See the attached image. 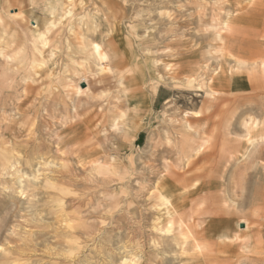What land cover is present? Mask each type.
<instances>
[{"label": "rangeland", "instance_id": "rangeland-1", "mask_svg": "<svg viewBox=\"0 0 264 264\" xmlns=\"http://www.w3.org/2000/svg\"><path fill=\"white\" fill-rule=\"evenodd\" d=\"M261 206L264 0H0V264H264Z\"/></svg>", "mask_w": 264, "mask_h": 264}, {"label": "bare ground", "instance_id": "bare-ground-1", "mask_svg": "<svg viewBox=\"0 0 264 264\" xmlns=\"http://www.w3.org/2000/svg\"><path fill=\"white\" fill-rule=\"evenodd\" d=\"M240 15V14H239ZM237 54V53H236ZM244 55V54H243ZM242 55V56H243ZM92 56V57H91ZM89 55V57L90 58H92V60H94L95 61V57L93 56V55ZM87 60H88V58H87ZM190 61V60H189ZM189 63V62H188ZM225 63H226V61H225ZM236 63V62H235ZM194 64L195 65H198V67H197V69L196 68H193V69H189V70H184V71H175L173 74H172V76H173V78H175V77H177V75L178 74H185L184 76L185 77H187V76H198V74L196 75V72H198L199 70H205V71H203V73L199 76V78H200V81L202 82L200 85H199V88H201L202 90H203V93H204V97H205V100H204V102H202V107H204L205 109H207V108H210L212 105V103L209 101L210 100V98H209V95L210 94H212L213 93V91H225L224 90V88H227L228 86H229V83L227 82V81H229V80H227V79H225V68L224 67H220L219 66V68L217 69L218 71H216V74H217V76H215V77H208L207 76V71L209 70V66L207 65V63H206V60H202L201 58L200 59H196V60H193L192 62H191V65L192 66H194ZM218 65H219V63H218ZM226 65V64H225ZM236 65H239V66H241V62L240 63H238V64H236ZM120 66H121V64H120ZM188 67V66H187ZM218 67V66H217ZM183 68H184V66H183ZM238 70V69H237ZM227 77V76H226ZM126 80V79H125ZM124 81V80H123ZM130 82L128 81V84H129ZM144 83V82H143ZM137 85H138V87H139V83L138 82H135V83H130V86H132V87H136L137 88ZM82 88H84V85H83V87ZM156 87H153V90L155 89ZM215 91V92H216ZM140 94L141 95H145V94H147L146 92H144L143 90L142 91H140ZM131 96H133V94L131 93L130 94ZM129 95V96H130ZM134 96H135V94H134ZM135 98V97H134ZM186 116H187V114H186ZM197 116V115H196ZM209 115H207V117H208ZM189 125V124H188ZM173 130H175V132H176V134H177V137H178V141H176V143H175V148L176 149H178V152H179V154H181L182 156H187V155H189V154H191V152H194L195 150H197V145L199 144V137H197L199 134L195 131V134H191V130H192V128L191 127H189V128H187V127H185V126H175V128L173 129ZM204 144H207V145H210L209 144V142H208V140L206 141V142H204ZM59 148L56 146V151L57 152H59ZM200 176V175H199ZM21 184V183H20ZM212 184V183H211ZM166 185V184H165ZM215 185V184H214ZM213 185V186H214ZM161 186V185H160ZM216 186V185H215ZM160 190V189H159ZM159 190H158V192H159ZM163 191V190H162ZM161 195H163V194H161ZM110 203H111V201H109ZM109 205V204H108ZM105 206V205H104ZM107 207H109L110 209H113V205H112V203L110 204V206H107ZM77 212V214H80V211L78 210L77 211V209H76V211L74 212V213H76ZM110 213H111V211H110ZM76 214H74V216H75ZM74 216H72V217H68L69 219H65L64 221V230H66L69 234H73V233H79V234H82V236H84V237H82L83 238V240L86 242V241H88L89 239H94V238H92L91 236L92 235H96V233H95V225L94 224H91V223H89V224H87L85 221L86 220H83L84 218L83 217H81V218H79V217H74ZM75 219H74V218ZM86 219V218H85ZM62 224V223H61ZM119 224V223H118ZM62 226V225H61ZM62 228V227H61ZM99 231V230H98ZM124 234H122V236H123ZM122 236H121V234L120 235H118V236H116V238H115V240H112V239H108L107 241H105L107 244L106 245H108L109 247L110 246H113V244L115 245H117V242L118 241H121V238H122ZM126 239V238H125ZM99 242V241H98ZM114 242V243H113ZM63 242L61 241L59 244L61 245ZM66 245H68V247L70 248V250H73V249H75V244H74V242L73 241H71V240H68L67 242L65 241L64 242ZM109 243V244H108ZM111 244V245H110ZM125 244V243H124ZM123 244V245H124ZM135 244V243H134ZM132 245H133V243H132ZM121 246V245H120ZM115 247V246H114ZM127 247V246H126ZM111 248V247H110ZM108 250V249H107ZM115 250H116V252H117V254L118 255H121L122 254V258H127V253H126V251H124V247H115ZM74 251V250H73ZM75 251H76V249H75ZM110 252V251H109ZM124 252H125V255H124ZM111 253V252H110ZM112 254V253H111ZM115 255H116V253H114ZM76 255V254H75ZM110 255V254H109ZM108 254H107V256H105V260H107V262H109V263H112V262H114V258H115V256H112V255H110L109 256ZM118 255L116 256V257H118ZM132 256V255H131ZM100 257V256H99ZM120 258V257H119ZM79 259V258H78ZM83 260V259H82ZM81 260V262H80V264H98L96 261H95V259H94V257H89L88 259H84V262ZM117 260V259H116ZM130 261H132V260H130ZM103 262V261H102ZM116 263V262H115Z\"/></svg>", "mask_w": 264, "mask_h": 264}, {"label": "crops", "instance_id": "crops-1", "mask_svg": "<svg viewBox=\"0 0 264 264\" xmlns=\"http://www.w3.org/2000/svg\"><path fill=\"white\" fill-rule=\"evenodd\" d=\"M242 55H243V54H242ZM242 55H241V57H243ZM229 86H230V84H229ZM229 86H228V87H229ZM225 89H227V88H224V90H225ZM260 210H261V215L264 216V206H261V207H260ZM263 262H264V260H263Z\"/></svg>", "mask_w": 264, "mask_h": 264}, {"label": "water", "instance_id": "water-1", "mask_svg": "<svg viewBox=\"0 0 264 264\" xmlns=\"http://www.w3.org/2000/svg\"><path fill=\"white\" fill-rule=\"evenodd\" d=\"M81 87H83V85H82ZM240 228H244V226L241 224V225H240Z\"/></svg>", "mask_w": 264, "mask_h": 264}]
</instances>
